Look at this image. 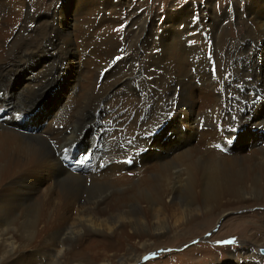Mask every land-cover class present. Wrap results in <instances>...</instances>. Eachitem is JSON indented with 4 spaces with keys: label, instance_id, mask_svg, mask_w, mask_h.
I'll return each mask as SVG.
<instances>
[{
    "label": "bare ground",
    "instance_id": "bare-ground-1",
    "mask_svg": "<svg viewBox=\"0 0 264 264\" xmlns=\"http://www.w3.org/2000/svg\"><path fill=\"white\" fill-rule=\"evenodd\" d=\"M53 1L48 18L41 0H0V264H138L157 241L264 200V0H230L221 14L215 0L171 3L157 29L146 2L73 0L70 24ZM75 62L73 92L45 125L36 114L18 122ZM172 114L189 131L181 146L138 156ZM90 133L98 164L71 160ZM261 218L231 223L263 235ZM97 243L115 256L91 254ZM236 243L243 253L226 264H264Z\"/></svg>",
    "mask_w": 264,
    "mask_h": 264
},
{
    "label": "rangeland",
    "instance_id": "rangeland-1",
    "mask_svg": "<svg viewBox=\"0 0 264 264\" xmlns=\"http://www.w3.org/2000/svg\"><path fill=\"white\" fill-rule=\"evenodd\" d=\"M51 1L53 0H41V10L42 14H44L45 17L51 18V14L49 13ZM63 3L62 8L65 9V12H67V16L65 18L66 23H73L74 15H75V5L74 1L71 0H60ZM143 1V2H142ZM158 1V2H157ZM127 0V6H133L134 8H141L143 10H147L148 8L153 7L155 11V21L156 25L154 28L162 27L165 20H166V12L169 9V6L172 4L176 5L174 10H179L182 8L191 9L192 6H195L197 4H203L207 0ZM222 1V2H221ZM239 1V0H238ZM54 2V1H53ZM147 3V7L146 4ZM164 4H163V3ZM224 2V3H223ZM44 3V4H43ZM156 3V4H155ZM158 3V4H157ZM179 3V4H178ZM163 4V6H162ZM168 4V5H167ZM218 4V5H217ZM230 0H215L212 7H214V11H218L219 14H221V11L223 8L229 7ZM135 5V6H134ZM186 5V6H185ZM224 5V6H223ZM126 6V7H127ZM216 7V8H215ZM147 8V9H146ZM221 9V10H220ZM64 29H66L65 26H63ZM234 29V28H233ZM236 29V28H235ZM234 29V30H235ZM237 31V29L235 30ZM48 61V60H45ZM84 62V60H83ZM44 63V62H42ZM72 72L69 74L67 81H64L63 78L59 79L57 84L54 85L53 90H48L46 95L43 97V100H40L38 103V106L33 109V111H27V114H22L18 120V122L27 123V120L31 117L29 116L28 119L25 115H32L36 114V117L39 116L38 122H36V125H39L43 123L45 125V122L52 117L55 110L59 107V102L64 101V96L69 97L73 92V83L76 80L78 73H79V65L77 62H75L72 66ZM31 74L30 71L25 72L23 77L25 75ZM26 87V88H23ZM28 89L27 86H25L24 82H19L16 86L15 92L21 93ZM14 90V88H13ZM64 95V96H63ZM55 114V113H54ZM2 118L5 121H9L11 119L10 110L4 109L2 111ZM8 115V116H7ZM23 116V117H22ZM22 118V119H21ZM25 119V120H24ZM180 118L175 117V114L171 115L170 120L166 123L165 126H163L157 133H154L153 136L147 139H150V144L144 151V153H141L138 156H146V155H153V154H159L166 156L167 150L174 146H181L182 141H180L181 137L180 134H188L189 131L186 127L180 125ZM176 120V121H175ZM35 121V120H34ZM4 121H1L3 123ZM174 128L177 129V132L174 130ZM200 131L202 132V128H200ZM176 133V134H175ZM32 134V133H31ZM169 135V136H168ZM88 138V139H87ZM92 140V133H90L86 139L80 143L79 150L80 152H77L75 154H71L68 157H71V160L73 157L79 154H85L86 158H93L94 159V165L98 164V158L97 159L93 155H88V148L90 147V142ZM160 140V141H159ZM174 142V143H173ZM185 142V141H184ZM159 143V144H158ZM190 147L192 145L191 142ZM105 142H100V149L103 151V146ZM163 144V145H162ZM178 144V145H175ZM236 145V144H235ZM259 145L262 146L263 143L259 142ZM154 148V149H153ZM175 148V147H174ZM76 150V148H75ZM99 156V153L96 152ZM94 154V153H93ZM130 161H127L128 167L134 166V161L132 158H129ZM75 163V162H74ZM64 164H69L68 161H65ZM75 168V167H74ZM94 169V168H93ZM94 170H91V172ZM136 178L135 176L131 177L129 182L126 184L127 186H131L132 184H135ZM225 215H223L221 218L214 217L213 219L216 220L215 226H206V224L202 225V227L198 228L194 233L192 234L191 231H185L177 243H172L171 239L157 241L156 246L154 248H157V251L149 252L142 256V259L138 264H226L227 260H229L230 252L233 251L235 253H243L242 252V245H238V243L241 240L246 241L247 243H250L253 247V253L257 254V256L264 258V255L261 253V249H264V234L261 235V232L256 231V228L254 226L249 225H240L239 222L237 223H231L232 220L237 219L238 217H245L246 219L256 223L257 220H261L262 216H264V200H257L248 204H242L241 202L233 203L232 205H228ZM208 224V223H207ZM215 227V228H214ZM209 231V232H207ZM207 232V233H206ZM259 235H258V234ZM256 235V236H255ZM253 239V240H252ZM174 241V240H173ZM230 241H234L232 243H229ZM197 249L194 252H191V254H187V251ZM90 251H92L91 254H95L100 252V254L107 255L110 257H114V250L112 248V245L109 243L107 244H100L97 243V245H92L90 247ZM169 255V256H168ZM243 257V256H242ZM205 260L203 262V260ZM231 264H243L242 261L240 262H231Z\"/></svg>",
    "mask_w": 264,
    "mask_h": 264
},
{
    "label": "water",
    "instance_id": "water-1",
    "mask_svg": "<svg viewBox=\"0 0 264 264\" xmlns=\"http://www.w3.org/2000/svg\"><path fill=\"white\" fill-rule=\"evenodd\" d=\"M261 252L264 254V249H261Z\"/></svg>",
    "mask_w": 264,
    "mask_h": 264
},
{
    "label": "snow or ice",
    "instance_id": "snow-or-ice-1",
    "mask_svg": "<svg viewBox=\"0 0 264 264\" xmlns=\"http://www.w3.org/2000/svg\"><path fill=\"white\" fill-rule=\"evenodd\" d=\"M232 242H234V241H230L229 243H232Z\"/></svg>",
    "mask_w": 264,
    "mask_h": 264
}]
</instances>
